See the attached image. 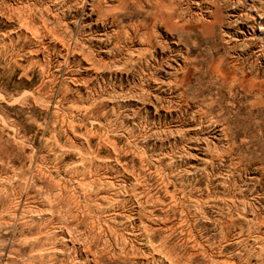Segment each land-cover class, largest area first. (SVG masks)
<instances>
[{
  "label": "rangeland",
  "instance_id": "rangeland-1",
  "mask_svg": "<svg viewBox=\"0 0 264 264\" xmlns=\"http://www.w3.org/2000/svg\"><path fill=\"white\" fill-rule=\"evenodd\" d=\"M0 264H264V0H0Z\"/></svg>",
  "mask_w": 264,
  "mask_h": 264
}]
</instances>
